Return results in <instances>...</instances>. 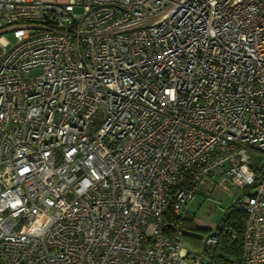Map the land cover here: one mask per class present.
<instances>
[{"label":"built area","instance_id":"1","mask_svg":"<svg viewBox=\"0 0 264 264\" xmlns=\"http://www.w3.org/2000/svg\"><path fill=\"white\" fill-rule=\"evenodd\" d=\"M4 32L0 264H216L174 221L205 175L264 264V0H0Z\"/></svg>","mask_w":264,"mask_h":264},{"label":"rangeland","instance_id":"2","mask_svg":"<svg viewBox=\"0 0 264 264\" xmlns=\"http://www.w3.org/2000/svg\"><path fill=\"white\" fill-rule=\"evenodd\" d=\"M1 36L9 42L13 41L11 32H4ZM240 195L241 191L224 177L205 175L199 182L196 196L186 204L184 216L195 217L200 224L213 228L221 222L228 208ZM211 232L196 227L185 229L184 243L200 249L202 240Z\"/></svg>","mask_w":264,"mask_h":264},{"label":"trees","instance_id":"3","mask_svg":"<svg viewBox=\"0 0 264 264\" xmlns=\"http://www.w3.org/2000/svg\"><path fill=\"white\" fill-rule=\"evenodd\" d=\"M245 220L246 214L244 211L235 208L232 203L221 222L213 228L202 223L200 224L199 220L195 217L184 216L174 221L183 230L196 227L207 231H219L218 241L214 248L208 249L201 242V248L198 250L208 253L216 264H239ZM192 248L197 249L193 245Z\"/></svg>","mask_w":264,"mask_h":264},{"label":"water","instance_id":"4","mask_svg":"<svg viewBox=\"0 0 264 264\" xmlns=\"http://www.w3.org/2000/svg\"><path fill=\"white\" fill-rule=\"evenodd\" d=\"M199 264H206L204 261H200V263Z\"/></svg>","mask_w":264,"mask_h":264}]
</instances>
